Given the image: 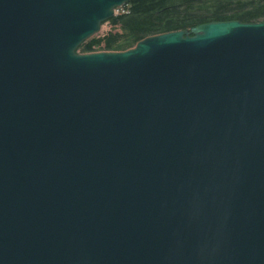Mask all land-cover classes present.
<instances>
[{"label":"water","instance_id":"95a60500","mask_svg":"<svg viewBox=\"0 0 264 264\" xmlns=\"http://www.w3.org/2000/svg\"><path fill=\"white\" fill-rule=\"evenodd\" d=\"M138 0H0V264H264V23L75 55Z\"/></svg>","mask_w":264,"mask_h":264},{"label":"trees","instance_id":"16d2710c","mask_svg":"<svg viewBox=\"0 0 264 264\" xmlns=\"http://www.w3.org/2000/svg\"><path fill=\"white\" fill-rule=\"evenodd\" d=\"M225 21H264V0H179L176 5L166 0L132 1L126 14L110 21L121 36L110 34L98 43L105 51H121L146 37ZM82 52H93L92 46L87 44Z\"/></svg>","mask_w":264,"mask_h":264},{"label":"rangeland","instance_id":"374dc122","mask_svg":"<svg viewBox=\"0 0 264 264\" xmlns=\"http://www.w3.org/2000/svg\"><path fill=\"white\" fill-rule=\"evenodd\" d=\"M167 2H171L172 4L176 5L179 3V0H166ZM128 8L127 5H124L122 8H120L118 10V13L116 14V16L122 14V11H124L123 9ZM102 27L104 28L103 32L100 33L99 35L93 36L91 39L86 40L85 42H83L78 49L76 50L77 54H82V47L86 46L87 44H89L90 46H92V51L93 53H105L103 50V45L100 44V42L98 43V41H101L103 38L108 37V35H112V34H117L119 36H121L120 33H118L119 31L117 29H114L116 27H112L109 22H106L102 25ZM95 42V43H93ZM131 43V42H129ZM133 45H131L129 48H131ZM128 49V48H127ZM92 53V52H91Z\"/></svg>","mask_w":264,"mask_h":264}]
</instances>
